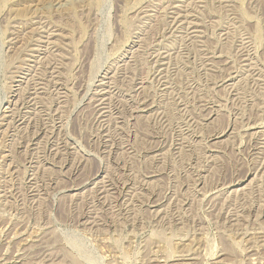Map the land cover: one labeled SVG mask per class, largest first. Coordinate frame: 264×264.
<instances>
[{
	"label": "rangeland",
	"instance_id": "374dc122",
	"mask_svg": "<svg viewBox=\"0 0 264 264\" xmlns=\"http://www.w3.org/2000/svg\"><path fill=\"white\" fill-rule=\"evenodd\" d=\"M0 264H264V0H0Z\"/></svg>",
	"mask_w": 264,
	"mask_h": 264
},
{
	"label": "bare ground",
	"instance_id": "6f19581e",
	"mask_svg": "<svg viewBox=\"0 0 264 264\" xmlns=\"http://www.w3.org/2000/svg\"><path fill=\"white\" fill-rule=\"evenodd\" d=\"M179 28V27H178ZM50 33V32H49ZM44 48V47H43ZM248 50V49H247ZM31 84V83H30ZM22 87V86H21ZM34 87V86H33ZM5 95V94H4ZM16 99V98H15ZM22 100V99H21ZM33 101V100H32ZM104 101V100H103ZM110 101V100H109ZM17 102V101H16ZM15 102V103H16ZM28 109V108H27ZM15 114V113H14ZM48 117V116H47ZM43 118H44V116H43ZM61 119V118H60ZM45 121V120H44ZM57 121V120H56ZM37 131V130H36ZM58 137V136H57ZM130 190V189H129ZM125 194V193H124ZM258 234V233H257ZM258 241V240H257Z\"/></svg>",
	"mask_w": 264,
	"mask_h": 264
}]
</instances>
